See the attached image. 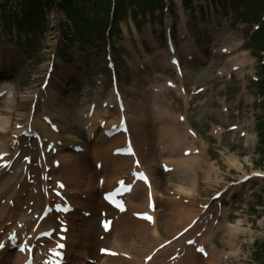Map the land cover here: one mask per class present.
<instances>
[{"label":"bare ground","instance_id":"1","mask_svg":"<svg viewBox=\"0 0 264 264\" xmlns=\"http://www.w3.org/2000/svg\"><path fill=\"white\" fill-rule=\"evenodd\" d=\"M181 20L183 45L178 53L184 64V76L178 77L179 85L175 82L174 87L167 86L171 78H166L159 68L162 71L171 68L170 53L159 49L150 31L145 37L152 43L156 53H145L143 59L135 58L134 62H129L131 72L122 81L123 88L132 99H127L126 110L135 152L140 157L142 169H147L152 178L156 202L153 224L137 219L139 214L150 210L149 190L141 181L135 180L134 175L139 169L133 165L131 156L124 158L116 154L118 149L125 147V136L109 138L105 134L118 121L120 111L111 93L103 97V76H89L84 67L82 73L73 67L79 74V82L72 85L70 90H66L65 74L61 72L53 74L54 82L49 84L47 92L40 89L32 96L16 97L13 84L5 81L7 86L4 90L9 95L0 98V155L10 153V158L18 153L21 155L10 170L0 169V244L7 241L8 235L14 233L12 231H16L19 236L30 232L36 223L34 214H41L47 204L56 200L51 193L47 199L45 190L48 187L55 188L56 181L64 180V193L74 206V213L65 217L69 223L66 264H235L241 260L240 255L244 252L242 239L253 232L251 221L228 215L226 209H221L209 197H200V188L201 182L213 190L224 184V197H231L239 196L245 184L235 186L220 178L224 172L211 161L207 142L198 134H189V120L183 122L179 118L181 115L168 97L171 91H175L188 105L190 97L183 93V87L186 89L183 83L186 78H191V68L199 69L214 54V46H224V42L232 39L234 33L226 26L214 31L199 25L195 30L187 31L186 18L182 16ZM197 36L199 42L196 41ZM1 38L0 35V63L11 65L16 56L8 45L3 47ZM233 42L242 44L243 41ZM199 43L202 49H199ZM128 48L133 51L129 45ZM236 52L226 57L225 68L221 71L229 75L233 66H238V77L243 79L245 63L253 61L248 52L243 54V60L235 55ZM185 61H190L191 65L186 66ZM48 66L47 63L45 68ZM138 81L142 88H138ZM4 90L0 89V94ZM37 103L42 104L40 114L30 112L31 106ZM94 103L96 108L90 117L89 110ZM105 103L107 107H104ZM19 107L21 112L18 111ZM27 107L30 110L25 112ZM49 117L57 121L59 133L52 132L44 124ZM104 122L106 125L102 127ZM30 127L43 133L45 140H48L46 146L52 142L59 148L57 154L51 150L46 155L45 167L39 168L40 150L35 142L22 137L23 131H28ZM213 131L218 138L222 137V128L215 127ZM243 132L245 130L242 128L238 130L235 138L239 139ZM245 138L247 147L255 144V137L250 132L246 133ZM76 146L82 147L80 153L74 151ZM185 151H192V154L185 156ZM24 153L34 158L29 166L21 161ZM226 154L222 156L228 166L243 173L241 179L247 176L248 172L239 156ZM253 158L251 154L244 160L253 165ZM156 159L161 160L162 168L154 164ZM53 162L59 163V167H53ZM164 165L168 167V172H164ZM46 167L50 169L49 172ZM254 175L260 177L253 178L264 182V172ZM123 179L131 183L133 191L126 197L127 210L118 213L100 198L102 193L114 189ZM109 218L113 226L105 237L106 242H97L94 230L99 220ZM234 218L236 221L232 222ZM47 222L43 221L34 235L47 228ZM18 223H22L24 228L18 230ZM193 224L194 227L182 237L173 240ZM260 225L264 226V218L260 220ZM54 226L56 224L51 227ZM200 233L201 236H198ZM217 238L221 239L219 246L216 245ZM171 239L173 241L157 251L151 262L145 263V259L155 249ZM192 239H196V244L188 246L187 241ZM199 245L209 249L207 259L197 254L195 249ZM101 246L112 250V255L98 256ZM9 249L0 252V264H23L26 261V255L15 254L13 249ZM176 255V259L172 260Z\"/></svg>","mask_w":264,"mask_h":264},{"label":"rangeland","instance_id":"2","mask_svg":"<svg viewBox=\"0 0 264 264\" xmlns=\"http://www.w3.org/2000/svg\"><path fill=\"white\" fill-rule=\"evenodd\" d=\"M173 3L167 11L165 9V1L160 4L156 11L143 10L136 7H129L127 4L122 7L123 13L120 24V30H116L110 37H99L94 34L91 39V45L87 46L84 42L69 43L64 47V30L62 20L59 16L51 14L53 2L50 0L48 4V12L46 13L48 19V28L45 30H38L30 33L25 29L20 30L14 25L13 19L7 16L8 12L14 7L13 3H9L8 12H6L7 20L5 21V29L1 31V37L4 39L2 44L10 45L15 48L16 60L13 65L3 64L2 69L13 73L9 78L15 85L16 97L26 96L31 91L37 90L43 82V77L46 73L45 65L51 60L50 55L56 51L63 61L64 69L61 66L58 68L60 72L65 73V78L70 83L75 81L76 75L73 74L72 66L83 62L86 68L94 69L93 73L106 74V59L105 54L108 50L109 42L112 45L114 56L119 67V78L122 82L125 80L124 76L128 75L130 68L128 66L127 57L132 60V55L126 49L124 44H129L136 55L143 57L145 52L154 54L155 50L151 43L147 41L148 29L153 33L155 39L160 45L161 49L166 48L165 43V19L168 17L173 20L176 31L181 22V11L188 20L187 28L192 25L211 26L216 25L221 28L223 22L226 21L235 29L238 34L244 39L241 50H248L255 58V64H248L245 67L244 79L234 76L228 79L226 76L219 78L217 70L222 67L223 61L211 59L210 64L205 65L201 70L192 69V76L187 79L190 83L189 89L194 90L204 87L206 91L200 96H196L190 102V109L188 115L191 126L200 133V136L207 141L209 146L210 158L221 170L224 172L223 179L228 181H236L243 174L240 171L231 169L222 152L232 153L239 156L240 160L245 165L246 171L249 173L253 170H264V146L261 147L262 136L264 135V104L259 101V83H253L249 71L264 75V70H260L262 55L259 54V49L253 45L251 36L254 34L253 26L256 18H260L264 14V0H224L219 3L217 0H183L182 6L180 0H172ZM5 17V16H4ZM62 17V16H61ZM106 25L108 24L104 19ZM18 30V33L15 32ZM31 38V42L24 44L26 38ZM23 40L19 48L18 40ZM95 42V43H94ZM58 43V45H56ZM78 54H77V53ZM77 56L79 58H77ZM166 76H174L172 71L165 73ZM138 88H141L140 82H136ZM38 85V86H37ZM106 92L110 91V79L105 83ZM70 88V86H69ZM127 99L129 92L123 90ZM246 92V95L244 94ZM168 97L174 102V106L180 111L185 112L186 108L184 101L178 99L174 93ZM134 104L136 103L135 100ZM20 104V101H19ZM229 107L227 113H223V107ZM28 110V108L26 109ZM21 112V108L18 109ZM215 125H220L223 128H228L232 125H239L246 131L251 132L257 137L255 146H248L246 140L243 138H235V132H226L221 139L212 135V129ZM229 129V128H228ZM253 154L254 164H247L245 158ZM229 155V154H227ZM155 160L154 164H156ZM158 167V165L156 164ZM200 196L209 197L217 190H213L207 184L201 182ZM214 186V185H213ZM218 187V186H217ZM216 187V188H217ZM220 188V187H219ZM218 189V188H217ZM254 190L257 193L249 194L247 198L241 195L236 197V202L232 206L229 204L230 211L235 217H242L249 219L253 226V235L246 236L242 239V248L244 252L241 255V261L236 264H264V226L260 225V220L264 218V183L253 182L250 186V192ZM249 192V193H250ZM162 227V224L160 223ZM95 233L98 235V226L95 228ZM218 240V246L220 245Z\"/></svg>","mask_w":264,"mask_h":264},{"label":"trees","instance_id":"3","mask_svg":"<svg viewBox=\"0 0 264 264\" xmlns=\"http://www.w3.org/2000/svg\"><path fill=\"white\" fill-rule=\"evenodd\" d=\"M132 1V0H131ZM138 2L139 0H133ZM147 1V0H146ZM95 7L94 13H97L96 16H99L101 13L107 12V4L106 0H94ZM60 7L62 11L68 15V17L73 21L74 25L79 28L80 32L86 31V29L90 26L89 23V12H86L85 7H80L75 0H59ZM23 5L26 8L25 11V24L32 26L37 20L43 17L42 9L40 8V0H23ZM92 28H96L93 26ZM262 91L264 92V85L262 87Z\"/></svg>","mask_w":264,"mask_h":264},{"label":"snow or ice","instance_id":"4","mask_svg":"<svg viewBox=\"0 0 264 264\" xmlns=\"http://www.w3.org/2000/svg\"><path fill=\"white\" fill-rule=\"evenodd\" d=\"M107 226V225H106Z\"/></svg>","mask_w":264,"mask_h":264}]
</instances>
